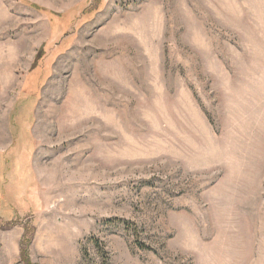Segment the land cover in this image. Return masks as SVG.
Returning <instances> with one entry per match:
<instances>
[{"label":"rangeland","instance_id":"1","mask_svg":"<svg viewBox=\"0 0 264 264\" xmlns=\"http://www.w3.org/2000/svg\"><path fill=\"white\" fill-rule=\"evenodd\" d=\"M21 245L264 264V0H0V264Z\"/></svg>","mask_w":264,"mask_h":264},{"label":"trees","instance_id":"2","mask_svg":"<svg viewBox=\"0 0 264 264\" xmlns=\"http://www.w3.org/2000/svg\"><path fill=\"white\" fill-rule=\"evenodd\" d=\"M22 242L24 243L25 242V237L24 239L22 240ZM28 246L29 245H21V251H20V254H21V259L23 261L24 264H32L29 260V257H28Z\"/></svg>","mask_w":264,"mask_h":264}]
</instances>
